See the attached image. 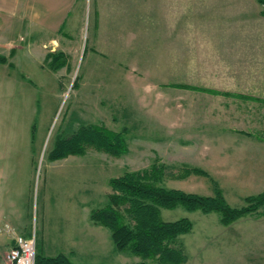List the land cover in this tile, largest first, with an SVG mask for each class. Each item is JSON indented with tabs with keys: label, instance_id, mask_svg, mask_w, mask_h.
<instances>
[{
	"label": "rangeland",
	"instance_id": "obj_1",
	"mask_svg": "<svg viewBox=\"0 0 264 264\" xmlns=\"http://www.w3.org/2000/svg\"><path fill=\"white\" fill-rule=\"evenodd\" d=\"M103 2L97 23L88 0L79 31L49 46L45 58L37 32L32 40L24 33L13 43L18 47L4 48L6 56L0 53L6 57L0 62V170L7 174L0 177L1 202L13 209L10 197L25 190L19 176L34 170V182L16 201L17 209L27 212L31 231H37V254L65 253L75 264H136L143 258L118 250L111 231L91 218L92 210L109 201L110 178L158 161L174 172L204 171L166 177L165 186L204 195L221 189L233 207L247 205L248 194L264 192V101L179 85L264 99V5L259 0H119L113 8L109 0ZM91 124L122 131L128 151L113 155L88 148L80 160L89 171L65 170L66 184L58 185L47 206L43 178L54 164L48 154ZM82 193L86 208L77 207ZM249 214L264 215V206L244 216ZM162 216L188 217L196 233L221 231L234 222L223 224L219 212L183 207L163 209ZM239 219V232L258 227ZM8 225L13 238L17 231ZM9 250L2 248L4 264H12ZM241 255L228 256L229 263L249 264Z\"/></svg>",
	"mask_w": 264,
	"mask_h": 264
},
{
	"label": "trees",
	"instance_id": "obj_2",
	"mask_svg": "<svg viewBox=\"0 0 264 264\" xmlns=\"http://www.w3.org/2000/svg\"><path fill=\"white\" fill-rule=\"evenodd\" d=\"M264 5V0H259ZM264 14V9L262 10ZM55 66L59 65L53 56ZM6 57L0 55V62ZM182 87L199 89L213 94L233 95L264 101V99L242 93L221 91L215 88L179 84ZM87 148H95L113 155L128 151V144L122 131H113L104 125L91 124L81 127L73 137L61 140L51 152L52 158L64 157L70 153H82ZM192 173H204L199 168L184 167L181 172L158 161L149 167L126 171L110 178L112 192L109 201L101 208L91 212V218L97 224L107 227L116 247L120 251H129L141 256L136 264H185L187 254L180 236L190 232L193 222L188 217L165 220L163 209L183 207L188 211L200 210L204 213L219 212L223 224H229L245 214L264 206V192L248 195L247 205L231 206L221 189L214 195L189 192L163 184L166 177H187ZM13 264V263H12ZM35 264H75L65 253L41 255L36 253ZM104 264V263H101Z\"/></svg>",
	"mask_w": 264,
	"mask_h": 264
},
{
	"label": "crops",
	"instance_id": "obj_3",
	"mask_svg": "<svg viewBox=\"0 0 264 264\" xmlns=\"http://www.w3.org/2000/svg\"><path fill=\"white\" fill-rule=\"evenodd\" d=\"M91 1L90 9L94 13V22L98 23L100 21L99 13L100 11L104 12V7L107 4L103 0ZM109 1L114 8L117 6L116 2L119 0ZM87 7L88 0H0V53H6V51L3 52L4 48L18 47V45H13V43H17L24 33L31 35L32 40V33L37 32V46L41 49L39 53L42 51V56L45 58L50 51L48 49L49 46H52V48L59 46L65 37L71 39L72 35L70 33L79 31L81 18ZM17 33L20 35L18 38ZM5 34L8 35L5 36ZM9 53V58L13 59L15 53ZM86 151L82 153H70L64 157L55 159L51 157V153L48 154L49 163L54 164L47 168V173H45V177L43 178L45 194L43 202L47 206H49L50 196L57 190H60L57 189L58 185L63 186L66 184V178L64 179L65 170L73 171L71 170L72 168L81 170L82 172L84 170L89 171V168L80 160ZM31 160L29 157L28 161ZM10 172L15 173V171H9V175H11ZM34 172V170L28 171V173L24 171L19 176L18 181L24 182L22 188H25V190H19L15 195L10 197L14 201L12 203L13 209L10 210L1 202L2 199H5V196L0 189V264H4L1 259L2 248L7 245L11 248L14 244V239L9 236L8 228L5 229L7 223L17 233L26 237H35L36 239L37 231H31L27 212L24 209H17L16 201L17 197L23 198L29 185L34 182V178L32 177ZM13 175L15 176V174ZM1 176L5 177L7 174L2 171V173L0 172ZM88 181L89 177L87 175V181H85L87 196H89ZM76 188L78 189V187ZM76 188L72 190V194H75V191L79 190ZM63 189L66 190L67 188ZM82 194V201H80L77 207L86 208L89 206V201L85 199L84 193ZM201 218H203V215ZM240 218L238 219L243 220V223L246 221L247 223L257 224L258 227H252L254 229L252 231L254 232H247L248 230L246 229L239 232L235 226L237 219L229 227L224 226V229L221 231L206 230L196 233L191 230L182 234L180 240L187 254L185 264H215L218 260L219 264H225L226 262L228 264L230 259L228 256L234 253L239 258L242 257L241 254L245 255L247 253L245 259L250 262L249 264H264V215L253 216L249 214ZM245 240H248L249 243L246 244ZM245 249H248L249 252Z\"/></svg>",
	"mask_w": 264,
	"mask_h": 264
},
{
	"label": "built area",
	"instance_id": "obj_4",
	"mask_svg": "<svg viewBox=\"0 0 264 264\" xmlns=\"http://www.w3.org/2000/svg\"><path fill=\"white\" fill-rule=\"evenodd\" d=\"M13 239H14V244L7 253V258L11 261V263L35 264V257H36L35 237H26L22 234L15 233Z\"/></svg>",
	"mask_w": 264,
	"mask_h": 264
}]
</instances>
